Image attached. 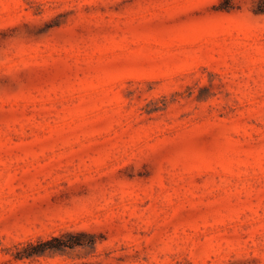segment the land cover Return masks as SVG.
Here are the masks:
<instances>
[{"label":"rangeland","instance_id":"rangeland-1","mask_svg":"<svg viewBox=\"0 0 264 264\" xmlns=\"http://www.w3.org/2000/svg\"><path fill=\"white\" fill-rule=\"evenodd\" d=\"M0 264H264V0H0Z\"/></svg>","mask_w":264,"mask_h":264}]
</instances>
